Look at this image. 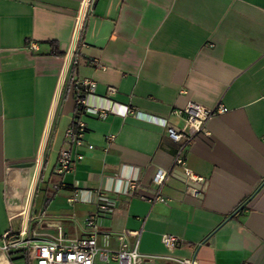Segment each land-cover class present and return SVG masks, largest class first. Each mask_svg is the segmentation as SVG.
Masks as SVG:
<instances>
[{
	"label": "crops",
	"instance_id": "1",
	"mask_svg": "<svg viewBox=\"0 0 264 264\" xmlns=\"http://www.w3.org/2000/svg\"><path fill=\"white\" fill-rule=\"evenodd\" d=\"M81 1L0 0V236L27 212L23 200L37 175L31 164L75 46ZM71 74L95 82L79 116L83 145L73 149L82 159L55 175L75 120V95L64 88L33 195L32 230L84 236L99 191L114 205L98 220L99 246L116 248L117 233L135 230L143 255L264 264V0H94ZM108 87L117 91L109 95ZM189 103L226 111L206 122V136L184 145L166 130L182 127L172 112ZM178 158L205 181L195 196L186 194ZM128 180L166 203L129 194ZM163 234L183 244L168 251Z\"/></svg>",
	"mask_w": 264,
	"mask_h": 264
},
{
	"label": "built area",
	"instance_id": "2",
	"mask_svg": "<svg viewBox=\"0 0 264 264\" xmlns=\"http://www.w3.org/2000/svg\"><path fill=\"white\" fill-rule=\"evenodd\" d=\"M94 0H82L81 9L76 16V29L74 35L75 46L70 48L66 54V70L61 76L56 94L51 104L49 118L46 124L45 133L35 161L41 162L45 144L49 136V130L52 126L60 94L64 88H68L75 95V104L81 107L77 112L74 124L70 126L64 134V147L60 151L54 173L57 176H63L73 169L75 161L81 160L82 155L74 152L73 149L83 145V135L85 133V124L79 116L87 111L85 105V95L94 91L95 82L90 79H78L71 74V68L74 65L79 48L82 46V36L84 30L85 18L90 12ZM102 70L106 68L98 64ZM116 88L108 87L107 93L113 95ZM226 111L223 106L217 108H205L194 103H189L182 110H174L172 113L183 121L182 127H167V135L175 142L189 144L192 140L200 136H206V122L213 116L222 114ZM94 113L100 118L106 116L105 111L94 109ZM111 137H109L110 139ZM175 164L183 167V180L186 184V194L195 196L200 192L205 181L196 177L193 173L184 167L182 158L175 160ZM166 176L165 172H158L154 178L155 182L161 184ZM37 179V178H36ZM36 179L31 184L29 191L30 201L36 188ZM129 194L138 193L142 199L149 201L156 200L166 203L164 198L158 193L151 195L141 192L139 186L134 180H128ZM78 193L74 190L67 203L73 205L77 201ZM96 210L84 221V227L87 232L82 237L66 236L57 227V234L54 236H44L43 234L32 230L30 227L31 214L28 207L25 215H18L19 226L15 231L7 230L0 236V253L6 259L8 264H198L197 258L193 255L190 258H174L170 256H148L138 252L137 245L140 231L123 230L116 234L118 246L111 248L107 245H98V235L100 233L98 220L107 218L113 213V201L107 198L103 193L94 192L91 200ZM31 203V202H30ZM12 206V205H10ZM44 212L42 213V215ZM132 239V244L129 243ZM161 242L168 251L174 250L182 245L180 238L172 234H163Z\"/></svg>",
	"mask_w": 264,
	"mask_h": 264
},
{
	"label": "rangeland",
	"instance_id": "3",
	"mask_svg": "<svg viewBox=\"0 0 264 264\" xmlns=\"http://www.w3.org/2000/svg\"><path fill=\"white\" fill-rule=\"evenodd\" d=\"M43 159L44 158H42V160H41V162L40 163H38L37 161L36 162H33L32 164H31V169H33V175H32V177L34 176V175H36V171H37V175H36V188H35V190H34V194H35V192H36V190H37V188H38V186H39V183H40V170H41V163L43 162ZM20 178L19 177H17L16 178V182L19 180ZM30 180H32V178L30 179ZM33 180H34V178H33ZM30 183H31V181H30ZM7 185H8V183H7ZM9 186V185H8ZM10 189V188H9ZM9 189H8V191H9ZM29 190V189H28ZM28 190H26V192H27V198L25 199V197H24V208H27L28 209V207H29V209L31 210V206H32V201H30V199H28V197H29V191ZM33 194V195H34ZM25 195H26V193H25ZM39 199H40V197L39 198H37V200H36V204L38 205V203H39ZM32 200H33V197H32ZM16 202L17 203H19L20 202V200H16ZM31 202V203H30ZM19 219L18 218H15L13 221H12V226L15 228V229H17L18 228V226H19ZM30 224H32V222H30Z\"/></svg>",
	"mask_w": 264,
	"mask_h": 264
},
{
	"label": "trees",
	"instance_id": "4",
	"mask_svg": "<svg viewBox=\"0 0 264 264\" xmlns=\"http://www.w3.org/2000/svg\"><path fill=\"white\" fill-rule=\"evenodd\" d=\"M55 54H57V53H55ZM80 109H81V107L78 106L77 104H75V118L77 117V112H78V110H80Z\"/></svg>",
	"mask_w": 264,
	"mask_h": 264
},
{
	"label": "bare ground",
	"instance_id": "5",
	"mask_svg": "<svg viewBox=\"0 0 264 264\" xmlns=\"http://www.w3.org/2000/svg\"><path fill=\"white\" fill-rule=\"evenodd\" d=\"M0 264H7V263H6V261H4V262H2V263H0Z\"/></svg>",
	"mask_w": 264,
	"mask_h": 264
}]
</instances>
